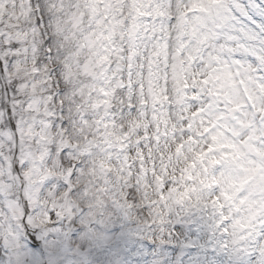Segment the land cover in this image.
Masks as SVG:
<instances>
[{
    "label": "clouds",
    "instance_id": "clouds-1",
    "mask_svg": "<svg viewBox=\"0 0 264 264\" xmlns=\"http://www.w3.org/2000/svg\"><path fill=\"white\" fill-rule=\"evenodd\" d=\"M201 7L0 0V153L19 169L15 218L0 205V264L29 252L39 264H181L192 242L217 247L225 264L250 254L258 264L264 193L225 199L228 169L209 161L239 151L264 163L253 150L264 153V113L248 99L264 95V64L235 42L229 51L203 39ZM36 164L47 186L26 178Z\"/></svg>",
    "mask_w": 264,
    "mask_h": 264
},
{
    "label": "snow or ice",
    "instance_id": "snow-or-ice-1",
    "mask_svg": "<svg viewBox=\"0 0 264 264\" xmlns=\"http://www.w3.org/2000/svg\"><path fill=\"white\" fill-rule=\"evenodd\" d=\"M198 3L202 5L200 10L206 13L204 17L198 19L201 28L206 30L201 33L203 39L207 40L213 38V36L217 39L223 38L226 44L221 47L227 48L229 51L234 50L231 48V44L235 42L244 54L251 55L264 64V0H198ZM203 5H207V7H203ZM209 29L211 32L207 31ZM217 29L219 31H216ZM6 67L3 62H0V77L4 75ZM223 86L222 84L221 87ZM257 87L264 94V83H258ZM5 92H7V89L0 87V95ZM248 99L252 108L259 109L261 113H264V95H250ZM0 108H7L2 98H0ZM8 115L9 118L6 123L15 128L16 124L11 119L10 109ZM260 123L264 124V119ZM0 128H3L2 124H0ZM205 131H208V129L206 128ZM0 139H3V137L0 136ZM212 140L216 141L217 136H212ZM220 147L235 148L236 146L225 144L220 145ZM253 150L257 152V155L264 156V153H260L254 148ZM209 163L212 165L223 163L228 169L223 176L224 189L221 192L225 199L231 200L245 189L250 194L264 193V163L257 162L255 166H252L253 162L242 159L239 151L235 154L222 152L219 159L214 158ZM76 168H79V164L69 169L70 174H75ZM34 169V172L25 173L26 178H30L31 183L36 185L37 188L40 185L47 186L51 180L50 174L47 171H42L39 164L34 165ZM14 170L19 171L18 168L14 169L8 158L0 153V205L6 210L7 216L11 218H15L17 209L16 201L11 198L13 182L16 179L13 175ZM233 170H237L239 175H231L230 173ZM213 183H216V181H213ZM246 199L247 197H241L240 203H245ZM255 203L256 201H251L249 207ZM44 215L47 218L51 215H58V213H45ZM251 218L255 219V213ZM181 227H186V225L177 224L174 231L178 234ZM199 230V228L196 229V231ZM47 235L48 233L45 232L43 237L36 236L34 239L46 238ZM171 235L172 233H169V236ZM53 243L55 244L57 241L54 240ZM172 247L175 248V245H172ZM184 247L190 251L180 253L181 264H183L182 258L184 255L189 256L187 264H225L220 256L226 254L219 253L217 247L200 246L195 242L186 243ZM250 255L237 257L228 255L227 264H251ZM25 257L31 258L32 264H39V261L33 258L30 252L25 253L23 256L17 253L15 264H25ZM257 260L258 264H264V253L258 254ZM10 264H12L11 261ZM49 264H57L56 259L51 258ZM117 264H119V261H117Z\"/></svg>",
    "mask_w": 264,
    "mask_h": 264
}]
</instances>
